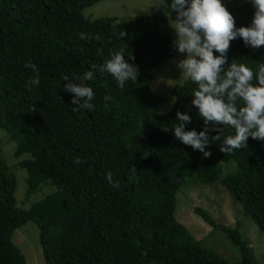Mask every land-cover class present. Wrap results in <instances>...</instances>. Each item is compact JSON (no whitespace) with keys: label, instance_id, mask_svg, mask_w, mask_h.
<instances>
[{"label":"trees","instance_id":"trees-1","mask_svg":"<svg viewBox=\"0 0 264 264\" xmlns=\"http://www.w3.org/2000/svg\"><path fill=\"white\" fill-rule=\"evenodd\" d=\"M98 1L0 0V128L32 154L33 160L21 163L29 175L38 174L55 188L28 208L19 207L15 174L0 152V264H27L12 234L28 221L39 229L45 264H259L237 227L217 224L194 208L238 247L240 259L229 262L203 247L174 211L183 184L218 180L264 233V142L249 137L247 147L230 153L221 152L217 142L205 158L177 140V111L191 117L186 130H203L205 123L192 104L197 86L190 80L173 87L176 103L163 114L165 98L151 87L174 50L159 25L175 12L165 7L119 23L90 21L82 10ZM225 6L237 27L250 24L254 9L248 0ZM120 30L128 35L120 38ZM230 44L229 62L237 59L254 72L264 63V46L254 49L241 38ZM121 48L126 59L134 57L129 62L138 67L137 81L121 89L97 67L95 80L85 82L95 92L94 109L74 110L62 77L81 76ZM28 61L40 76L31 89L35 73L25 67ZM228 162L232 169L223 172ZM108 172L118 188L106 179Z\"/></svg>","mask_w":264,"mask_h":264},{"label":"clouds","instance_id":"clouds-1","mask_svg":"<svg viewBox=\"0 0 264 264\" xmlns=\"http://www.w3.org/2000/svg\"><path fill=\"white\" fill-rule=\"evenodd\" d=\"M254 12L250 24L236 26L235 17L227 9L222 0H162L154 5L156 9L169 7L175 12V19L168 17L169 25L174 30L173 46L183 58L176 61L180 76L190 80L197 87L193 89L192 104L203 118V130H186V124L191 123V117L177 111L179 123L173 125L174 137L182 144L199 150L205 158L211 156L206 150L211 144L219 142V150L230 153L247 147L249 137L264 142V63L254 72L245 63L237 59L228 60L230 42L241 38L245 45L252 48L264 46V0H248ZM123 30L119 37L127 36ZM82 39H89L85 33H80ZM97 40L99 36L95 37ZM102 51L98 49V52ZM124 49L110 53V58L102 65H93L81 76L70 79L64 75V89L72 94L74 110H93L92 101L95 92L86 81L95 80V69L108 72L116 81L117 86L124 89L127 81H137L138 67L129 62L132 55L126 59ZM218 53V55L214 54ZM35 75L28 81L32 85L40 84L38 67L31 61L25 64ZM79 80V83L73 82ZM255 80V83L253 81ZM110 99V97H105ZM172 97V103H176ZM163 114V113H161ZM222 125V128L207 125ZM225 127L234 129V134L225 133ZM163 130L167 132L168 127ZM215 132V135H210ZM76 163L82 161L77 158ZM136 171L135 165L131 169ZM106 179L113 187L118 188L119 182L113 180L111 172L106 173Z\"/></svg>","mask_w":264,"mask_h":264},{"label":"rangeland","instance_id":"rangeland-1","mask_svg":"<svg viewBox=\"0 0 264 264\" xmlns=\"http://www.w3.org/2000/svg\"><path fill=\"white\" fill-rule=\"evenodd\" d=\"M228 1L222 0L224 4ZM161 2L162 0H100L85 7L82 13L90 21L107 18L119 23L139 15H153L165 8L153 7ZM171 17L175 19L174 16ZM159 29L172 40L175 39L174 30L169 25L168 19L159 25ZM182 58L183 55L174 47L169 58L160 64L151 83L153 91L165 98L160 113L167 112L171 107L174 96L173 87L185 80L180 76V70L176 65V61ZM0 152L15 174L14 197L19 207L28 208L31 203L55 190L51 183L43 181L38 174L29 175L27 168L21 163L33 160L32 154L25 147H20L16 140L10 139L9 133L1 128ZM222 166L224 172L231 170L233 163L228 162ZM195 207L209 214L217 224L231 228L237 227L255 260L259 264H264V233L249 216L244 215L241 204L232 198L218 180L210 183L183 184L175 194L174 217L203 247L218 252L229 262L238 261L240 259L238 247L223 231L213 229L194 211ZM12 241L23 253L27 264H45L39 242V229L35 223L28 221L15 229Z\"/></svg>","mask_w":264,"mask_h":264}]
</instances>
